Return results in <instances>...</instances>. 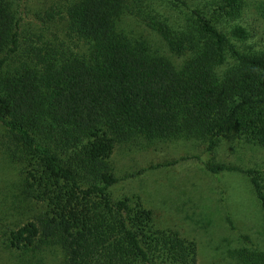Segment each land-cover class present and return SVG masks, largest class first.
Instances as JSON below:
<instances>
[{"label":"trees","instance_id":"trees-1","mask_svg":"<svg viewBox=\"0 0 264 264\" xmlns=\"http://www.w3.org/2000/svg\"><path fill=\"white\" fill-rule=\"evenodd\" d=\"M21 1L0 0V125L23 195L39 208L7 248L33 259L57 246L59 264H195L193 241L156 227L138 200L112 197L107 160L132 137L197 140L206 155L226 135L264 149V50H240L245 31L231 24L243 0H74L64 38L49 41L20 40ZM257 8L264 17V0ZM122 15L155 32L179 65L119 30ZM200 162L214 176L244 174L264 220L258 172ZM234 264L264 255L241 251Z\"/></svg>","mask_w":264,"mask_h":264},{"label":"rangeland","instance_id":"rangeland-1","mask_svg":"<svg viewBox=\"0 0 264 264\" xmlns=\"http://www.w3.org/2000/svg\"><path fill=\"white\" fill-rule=\"evenodd\" d=\"M72 1L19 2L16 6L23 15L20 40L31 34L46 41L63 39L64 10ZM183 1L196 5L211 0ZM259 1L243 0L240 17L231 23L245 31L246 38L236 42L244 52L264 50V17L258 12ZM157 4L160 2L156 0ZM162 5L160 12L164 15L169 10ZM117 23L127 37H142L153 51L167 57L174 66L179 65L181 59L166 51L155 32L127 15ZM6 143V133L0 125V264H59L61 253L57 246H39L40 255L35 258L40 260L20 258L17 251L6 246L9 232L33 221L39 208L23 195L22 167L10 155ZM204 149V143L197 140L148 143L132 137L118 142L107 160L118 179L110 193L113 198L138 200L151 211L156 227L172 229L193 241L195 264H234L241 251L264 255V220L248 178L233 171L214 176L200 162L256 171L264 192V149L233 135L220 137L209 155ZM172 161L175 164L171 165Z\"/></svg>","mask_w":264,"mask_h":264}]
</instances>
